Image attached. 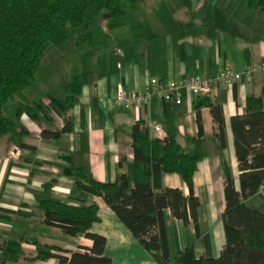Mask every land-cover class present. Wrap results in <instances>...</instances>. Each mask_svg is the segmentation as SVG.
<instances>
[{
	"label": "crops",
	"instance_id": "0c3cea01",
	"mask_svg": "<svg viewBox=\"0 0 264 264\" xmlns=\"http://www.w3.org/2000/svg\"><path fill=\"white\" fill-rule=\"evenodd\" d=\"M148 3L125 17L105 16L91 42L68 45L63 52L72 49L73 65H67L59 52L44 59L35 81L25 91L15 116L20 104L64 102L67 85L76 77L82 82V93L71 110V131L57 139H43L42 130L61 129L64 119L52 109L36 110L39 122L23 114L14 127H18L16 132L0 139V218L11 220L0 219V264L1 248L9 242L20 243L24 255L8 264H57L55 257H35L48 246L67 251L92 247L89 239L74 238L58 227L45 225L39 206L45 199L98 204L99 221L90 231L106 238L104 254L112 264H157L103 199L82 194L63 173L69 166L83 167L95 179L113 183L118 161L125 156L124 170L131 184L133 126L148 123L161 127L158 132L150 131L152 138L172 136L186 153L198 157L193 178L194 194L200 202L198 228L192 220L185 224L165 211L170 257L175 258L187 246L194 247L197 257L220 256L226 242L222 221L226 202L216 124L208 103L223 110L226 147L222 154L239 190L241 172L233 118L243 116L247 97L264 88V18L248 13L243 0H178L176 8L170 0H162L163 9L160 5L147 8ZM226 66L236 71L253 66V79L230 90L216 88L205 98L183 91L178 105L156 97L136 109L126 108L116 99L119 88L146 92L150 78L214 76ZM198 103L202 104V137H198L196 122ZM162 185L190 194L176 173H164ZM247 205L264 213V183Z\"/></svg>",
	"mask_w": 264,
	"mask_h": 264
},
{
	"label": "trees",
	"instance_id": "16d2710c",
	"mask_svg": "<svg viewBox=\"0 0 264 264\" xmlns=\"http://www.w3.org/2000/svg\"><path fill=\"white\" fill-rule=\"evenodd\" d=\"M0 0V139L10 134L23 114L39 122L36 110L52 109L64 119L61 129L42 130L46 140L57 139L72 130L71 110L82 93V82L74 78L68 85L64 102L56 99L42 105L20 104L15 119L3 117V109L18 94L29 89L40 71L48 51L63 52L69 44L81 45L93 40L98 23L105 16L118 18L139 10L148 0ZM248 13L264 18V0H243ZM202 104L195 107L198 137L204 133ZM216 124L226 208L222 215L226 242L219 257H197L187 246L171 258L166 244L164 215L185 224L192 220L198 228V197L194 194V173L198 157L186 153L172 137L154 139L144 124L133 126V180L124 170L121 156L113 183L102 182L83 167L69 166L63 173L74 180L82 194H91L104 203L130 230L157 264H264V213L247 205L264 183V88L246 100L245 114L233 118L236 156L240 168V189H236L230 168L223 158L226 147L224 115L220 105L208 103ZM164 173H176L187 184L190 194L162 185ZM45 225L60 228L71 237L92 241L91 248L67 251L48 246L35 259L55 257L57 264H112L105 256L106 238L92 233L99 221V206L58 199L40 201ZM1 220L11 221L9 218ZM2 264L17 262L24 251L20 243L9 242L2 248ZM52 251L60 253L53 254ZM68 254V255H67Z\"/></svg>",
	"mask_w": 264,
	"mask_h": 264
},
{
	"label": "built area",
	"instance_id": "2783aa9c",
	"mask_svg": "<svg viewBox=\"0 0 264 264\" xmlns=\"http://www.w3.org/2000/svg\"><path fill=\"white\" fill-rule=\"evenodd\" d=\"M255 73L253 66H247L241 71H236L228 66L220 69L214 76L193 75L181 79L159 80L150 78L146 92L140 93L125 88H119L116 99L126 108H140L150 103L154 98L161 97L164 101L172 104H181V93H188L205 98L216 89H231L236 84L245 81H251ZM149 131H160L161 127L157 124H144ZM16 150V149H15ZM16 154V153H15Z\"/></svg>",
	"mask_w": 264,
	"mask_h": 264
},
{
	"label": "rangeland",
	"instance_id": "374dc122",
	"mask_svg": "<svg viewBox=\"0 0 264 264\" xmlns=\"http://www.w3.org/2000/svg\"><path fill=\"white\" fill-rule=\"evenodd\" d=\"M123 2H124V4L126 3L127 4V2H125L124 0H122ZM162 0H149V3H148V6H147V8H150L151 6L153 7H156L157 8V6H161L162 7V9L164 8L163 6H164V4L163 3H160ZM173 8H176V7H178V0H170V3H169ZM168 4V5H169ZM166 5V4H165ZM167 6V5H166ZM142 9V7L140 8V10ZM165 10V9H164ZM70 46H73V44L71 43V44H69ZM72 49H69V51H66L65 53L64 52H61V54H63L62 55V57H61V59L67 64V65H73V63H72V61H73V57H72V54H71V51ZM56 53V51L55 50H50V51H48V53H47V55H46V58H45V60H49L52 56H53V54H55ZM61 56V55H60ZM24 95H25V91L24 92H21L20 94H18L17 96H16V98L15 99H13V100H11L8 104H6V106L4 107V109H3V113H2V116L3 117H9V118H14L15 119V110H16V108H17V106H18V104L21 102V100L23 99V97H24ZM18 128V127H17ZM17 128H13L11 131H10V133L12 134V133H15L16 131V129Z\"/></svg>",
	"mask_w": 264,
	"mask_h": 264
}]
</instances>
